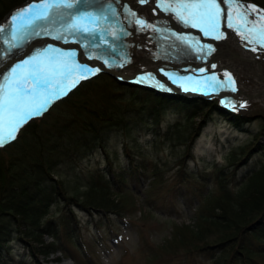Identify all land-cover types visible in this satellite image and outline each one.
I'll return each mask as SVG.
<instances>
[{
    "label": "trees",
    "instance_id": "trees-1",
    "mask_svg": "<svg viewBox=\"0 0 264 264\" xmlns=\"http://www.w3.org/2000/svg\"><path fill=\"white\" fill-rule=\"evenodd\" d=\"M24 1L0 0V15ZM253 1L264 7V2ZM112 87L118 90L120 86L106 75L95 77L59 104L55 113L48 117V127H42L40 121H33L18 139L0 146V264L19 263L12 251L14 247L10 245L13 226L18 229L19 236L30 240L28 244H32L30 248L35 251L42 250L37 249L35 243L47 248L41 241L42 233L56 238L63 234L66 237L74 234L72 232L78 221L69 210L63 214L58 226L52 220L43 221L49 217L50 208L62 200L67 203L80 201L79 207L90 212L96 208L113 212L118 202L131 195L126 184L134 172L139 171L137 162L143 153L135 151L139 140L136 133L145 124H155L169 108L183 112L189 120L199 110L208 109L205 116L215 112L226 120L231 118L235 124L239 121L250 122V119H244L239 114L218 108L216 101L204 107L198 101L189 107L183 98H178V102H168L156 98L152 92L121 86V89L129 91L132 104L143 97L140 101L142 107L133 109L134 115L125 120L118 108L114 107L112 111L107 109L113 104V97L106 94L110 88L113 90ZM259 122L256 132H250V143L239 147V164L235 171L227 175L218 172L215 180L217 193L211 190V194L208 192L205 196L201 192L197 196L200 204L195 209V228L176 227L174 241L163 246V253L156 251L155 260L163 258L164 254L176 256L184 253L185 257L198 254L208 259V264H264V116L259 117ZM194 135L190 134V141H193ZM105 139L131 142L132 149L124 147L125 164L117 163L114 166L113 162L108 161L105 170L87 173L81 179L85 182V191L79 194L74 192L76 197H70L61 176L54 180L51 173L60 164L70 163L80 150L87 147L99 146L107 152ZM188 155L187 150L179 162L180 184L189 176L196 181L199 178L187 166ZM244 169H249V172ZM140 172L145 174V169L141 168ZM158 176L154 174L155 178ZM240 180V185L234 184ZM152 183L153 186L146 187L149 191L159 184L156 179ZM214 209H219L221 213L215 214ZM17 241L23 242L19 237Z\"/></svg>",
    "mask_w": 264,
    "mask_h": 264
},
{
    "label": "rangeland",
    "instance_id": "rangeland-1",
    "mask_svg": "<svg viewBox=\"0 0 264 264\" xmlns=\"http://www.w3.org/2000/svg\"><path fill=\"white\" fill-rule=\"evenodd\" d=\"M29 1L31 0L22 3V5L12 9L8 13L6 12L3 13V15H0V25H2L6 18L12 15L16 9L25 5ZM262 1L264 2V0ZM164 3H166L167 5L174 4L171 0H147V3H141L139 1L135 5H132L131 13L135 14V11H137L139 15H147V18H153L150 14L152 10L153 14L159 13L160 7H158V5H162ZM126 8H128L126 5L123 6V9ZM126 12L128 13V10ZM222 22L225 21L220 20V23ZM235 24H238V20L234 21V25ZM235 27H241V31L237 32L235 30ZM221 29H224L227 32L235 33L236 37L240 40H242V38H244L245 36H253V39H257L254 33H250L249 31L245 30L242 25L234 26L230 29L222 25L221 27H219V30ZM200 39L201 38L198 37V40ZM212 40L217 39L213 38ZM228 42L230 44L234 43V41ZM150 43L154 46H159L161 44L160 36H156L154 40L152 39L150 41ZM180 44H183V42L180 41ZM240 45H242V47L249 48L250 50L255 47L256 51H261V53L257 56V60L260 61L261 66L264 68V47H261L258 43L255 42H243ZM215 46L216 48H221L222 44L216 43ZM215 54L216 52L213 51L212 55ZM207 55L208 53L206 51H200L196 54L192 53L191 58L197 59L206 57ZM120 64L121 68L126 67L130 69L134 67L128 65L126 62H120ZM142 69H144V67ZM225 73H228L232 77V80L235 82L234 87H236V82L238 83V80L237 75L233 70L224 69L217 72V74H214V76L225 79L228 86L230 85L231 87H233V85L227 81V78L224 75ZM159 75L160 74H155L152 77H158ZM213 81L219 88L225 86V84L219 81V79L217 78L213 79L212 82ZM239 81L247 86H254L257 84L256 81L246 80L242 76L240 77ZM115 82L117 83L116 80ZM126 82V84L125 82H122V85L124 84L125 86H129L130 83L132 84L134 82V80L127 79ZM102 93L105 94L106 92ZM106 94L111 95L113 99L116 100H113V104H110L107 109L109 111H112L114 107L118 108L119 111H121V114L124 115V119L134 113L133 109L138 110L140 107H142L140 101L141 99H143V97L138 98V100H136L138 102L136 103V106H134L132 105L131 101L126 100V97L129 96V91L125 88L124 90L120 87H118V90H116L115 88H113L112 90L110 88L108 93ZM133 97L135 98L137 97V95H133ZM236 110L241 111V113H243L241 114L243 117H251V122L247 123L244 121V124H238L239 128H237V126L233 125L231 122L224 121L216 114L210 115L209 118H212L211 120L205 119V117H203V113H206L207 110H202L198 112V114L191 120H187L186 118H184V114V116L181 114L162 115L161 118L158 119L160 120L158 122V125L153 126V128L155 129H152L150 127V130L141 129L139 131L140 136L138 137L140 139L139 141H137L138 148L142 151V153H144L143 155H141V159H143L148 170L152 171L151 173L160 174L158 180L161 183L156 186L158 189L155 192L144 191L145 186L141 181L142 178L140 179L139 184H133L132 182V185L130 186L128 184V187H131L132 190H135V195H139L138 199L140 200V202L143 201L144 204L148 206L150 205L152 207L148 209L149 212H152V216H150V213L148 215V213H146V211L142 209L143 205H137V211L130 213H128L129 210L120 205L119 207H116V210L119 213L118 216L110 215L109 213L103 211L104 209L102 208H96L92 211V216H89L86 209H80L78 207L79 205H81L80 201L76 202L75 204H68V209H70V211L74 213L77 219L83 220V224H90L91 222H95L97 221L95 217L101 215V217H105L104 219L106 222L109 221L113 229L119 230L117 232L115 231V233L113 234L117 240H111L112 237L110 236L109 232L106 233V237L109 239L108 247L105 249H99L95 252V262L92 264H148L147 258L145 257L146 251H149L151 249H158L159 245H165L166 241L170 239L175 225H185L190 227L194 226V203H196V200H194V198L188 197L186 198L185 202L179 204V208H171V204H169V202L165 200V194L170 188H178L177 185H175L177 183L176 172L178 170V162L184 155V151H186L187 145L190 144V132H198V135L196 136L195 140L191 142V145L193 144L191 155L194 157L195 162H191L190 159H187V162L191 167L196 169L198 175H204L202 174V172L206 171V169L207 171L213 170V168H211L213 165H217L219 170L225 169L229 173L233 171L234 165L231 163L229 164V161H231L230 153L232 151V148H235L240 141H243L247 137L240 134L239 129L243 128V130L241 131H245L244 129H249L250 131H253L255 128L258 129L260 122L255 117L264 115V106H260L255 102ZM58 115L62 116V114ZM48 119L49 118H47L46 121ZM201 124H203V127H201L200 130L196 129V127L199 128ZM24 125L25 124H23L19 128V130L15 133L16 135L21 134V130ZM43 127L47 126L43 124ZM123 141L126 142L127 145H129V140ZM122 144V140L120 139L112 140L110 141V144H108V147L110 148L111 161H115V154L118 161H120L121 163L124 162V157L122 154L124 147ZM245 144H249L248 139L247 141H245ZM135 151H138V149L135 148ZM106 166L107 163L104 162L103 154L101 151L95 149H85L80 150L79 153L71 159L69 165L61 164L59 167H57L56 172L61 175V179L67 187H69L70 189H74L75 186L81 185L82 181L80 177L88 173L92 168H104ZM204 167L206 169H204ZM52 176L54 177V179H56V174L52 173ZM212 177L213 176L211 174L206 179V184L209 185V187L212 186L209 182L210 180L212 181ZM200 178L202 181H206L202 176ZM152 179L153 178L151 176H148L146 178L147 183ZM185 185L189 189H197L198 187H200V185H198L196 181L192 179L186 181ZM209 187H204L203 190L205 192H208L210 190ZM79 192L81 193L83 192V190H80ZM150 199H152L153 202H149ZM134 202L135 204H137L136 200H134ZM109 205H111V203H109ZM63 208H66V205L56 206L52 208L51 211L57 212ZM65 211L66 210H64V212ZM139 211H141L143 215H140ZM220 213L221 211H219V209H216L215 214L219 215ZM57 217H59V214L56 215V218ZM167 219H172V222H168ZM91 238H93L92 232L84 235L81 238V241H87ZM46 239V243L51 242L50 238L47 237ZM24 242L27 243L28 241ZM13 244L18 248L21 247L20 253L24 254V257L22 258V260H20L22 264H62L63 260H71L66 257L64 259L65 255L58 251V244H55L52 250L54 253L46 258H44L40 253L37 255V253H35L34 251L32 257L30 256L31 251L28 252L26 246L20 243L17 244V241H14ZM82 247H84V245H82ZM91 251L93 252V250ZM139 251H144L145 253ZM167 258L168 256L166 257V259ZM197 260L199 262L198 264H206L205 258H197ZM77 262L80 264V259ZM178 264H186V261L182 259L178 262Z\"/></svg>",
    "mask_w": 264,
    "mask_h": 264
},
{
    "label": "bare ground",
    "instance_id": "bare-ground-1",
    "mask_svg": "<svg viewBox=\"0 0 264 264\" xmlns=\"http://www.w3.org/2000/svg\"><path fill=\"white\" fill-rule=\"evenodd\" d=\"M139 1L140 0H80L76 9H51L48 20L37 21L35 24V30L41 33L40 36L37 37L32 35L33 30L22 35L17 41L19 44L24 45V47L15 52L11 51L8 47L0 48V72H3L15 63H23V59H25L31 51L36 54L45 49H56L59 50V53L73 52L74 56L72 57V60L81 65V67L87 66L97 71L99 69L97 63H99L101 66H107L110 68L114 74L125 76L128 79L133 78L141 81H146L148 78L136 76L135 72L146 65L151 58H156L163 64L169 65L170 68L185 67L186 65H188L186 68H189L190 65L187 62L192 59L188 56L187 52L182 53L171 45H169V47L170 49H173L172 52H165L164 50L157 49L154 50L152 48L153 45L150 41L152 39L154 40L155 36L159 35L158 31L161 29H143L136 25L137 20H140L141 18L145 19L144 16L134 15L131 17L129 13L132 11V5H135ZM47 2L51 4L54 3L55 0H47ZM70 2L75 4L77 0H70ZM43 3H45V0L29 1L19 9L15 10L12 15L8 16L2 25H0V28L5 29L7 24L11 22V17L24 7ZM125 5L128 7L126 8L128 13L123 9V6ZM112 9L115 10V15L112 14ZM69 12L91 13L92 16L95 17V20L85 19L82 21V24L86 25L89 29H94L95 32L90 34L87 39H83L84 34H79L81 38H76L64 32V27L70 19L67 15ZM62 13L65 15L61 16ZM248 13L257 23L261 24L263 22L260 19V16L257 15V11L254 12L248 7ZM156 23L159 24V28L164 29L158 20H156ZM164 30L168 32V29ZM61 34L65 39L54 38ZM165 36H167V34H165ZM169 43L176 44L174 38H171L170 42L167 44ZM80 44L86 46L82 47ZM231 48H233L234 52H237V55L241 58L240 64H230L229 61L222 58L223 56H220V65L217 66L220 67L224 65L232 68L238 67V74H241L244 78L254 79L257 83L254 87L257 89H264V68L260 70L259 62L255 61V53H245L241 49L237 50L233 44H231ZM50 54L57 55L56 52H51ZM219 54L223 55L222 53ZM132 61L134 64L133 68L129 69L122 67V69L120 67V62H126L128 64ZM183 62H186V65ZM210 68L214 69L215 67L212 66ZM188 71L194 72L193 70ZM198 72L199 71H196L194 73ZM76 76L77 74L73 73V77L65 81L66 89L73 84V80ZM182 80H184V78H182ZM169 81L170 80L166 77L161 76L155 78L153 83L160 86ZM240 85L241 86L238 89H235V91L232 92V94L235 95L231 102L232 106H240L242 104L240 102L241 96L246 94L251 88L241 82ZM228 89L229 88H222L219 92H221V95L227 96V94L230 93L227 92ZM168 96L170 97L171 102H178V98L171 94H168ZM255 98L256 101L264 104V96L254 94V99ZM186 103V106H192L189 100H186ZM62 264L69 263L63 262Z\"/></svg>",
    "mask_w": 264,
    "mask_h": 264
},
{
    "label": "snow or ice",
    "instance_id": "snow-or-ice-1",
    "mask_svg": "<svg viewBox=\"0 0 264 264\" xmlns=\"http://www.w3.org/2000/svg\"><path fill=\"white\" fill-rule=\"evenodd\" d=\"M140 2L147 3V0H140ZM78 3L80 0H77L75 4L70 0H55L54 3L49 4L45 0L43 4L24 7L11 17L13 38L20 30L16 25L18 19L25 22V31L27 28H32V35L38 37L41 33L35 30V24L37 21L48 20L51 9H76ZM222 3L224 0H176L174 4L158 5V7L170 9L183 24L198 29L205 36L222 39L224 34L219 31L222 13L225 12V9L221 7ZM248 7L252 6L227 0V8L234 9L233 13L225 17L227 26L234 27V21H241L244 29L254 33L257 37L255 43L264 47V29L255 27L256 22L248 20ZM125 10L127 11V9ZM252 11L255 12L256 9L253 7ZM112 14L115 15L114 9H112ZM63 15L65 14L62 13L61 16ZM67 15L70 19L64 27V32L76 38H81L79 34H84L83 39H87L90 34L95 32L94 29H89L82 24L85 19L95 20L91 13L69 12ZM257 15L264 21V14L257 13ZM136 23L147 26L143 20H137ZM248 23H253L254 27L248 28ZM235 30L240 32L241 27H235ZM3 31L5 29L0 28V32ZM54 38L65 39L62 34ZM248 42L253 43L251 37ZM252 51H256V48L253 47ZM51 52H56L57 55H51ZM73 56V52L59 53V50L56 49H45L36 53L31 59L24 60L23 64L12 67L8 75H3L0 72V77L3 79V84H0V146L14 139L19 128L29 119L42 114L53 100L66 95L65 81L72 78L73 73L77 74L73 85L78 79L95 74L96 70L87 66L81 67L72 60ZM224 75L227 81L233 85V91H235V82L232 77L228 73ZM25 81L31 82L34 87L26 91ZM240 107H244V105L242 104Z\"/></svg>",
    "mask_w": 264,
    "mask_h": 264
},
{
    "label": "water",
    "instance_id": "water-1",
    "mask_svg": "<svg viewBox=\"0 0 264 264\" xmlns=\"http://www.w3.org/2000/svg\"><path fill=\"white\" fill-rule=\"evenodd\" d=\"M224 1H227V0H224ZM106 73H109L107 70H104ZM109 74H111V73H109ZM179 89H181V87H179ZM179 89H177L175 92L176 93H174V94H180V95H186V94H184L182 91V89L181 90H179ZM255 92H258V93H260V94H262L263 96H264V91H261V90H256L255 89ZM157 95H160V96H164V93H160L159 91H158V93H156ZM250 97L249 96H247V97H244V98H242V99H249Z\"/></svg>",
    "mask_w": 264,
    "mask_h": 264
}]
</instances>
